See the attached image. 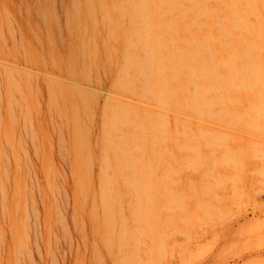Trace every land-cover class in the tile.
<instances>
[{"label": "rangeland", "instance_id": "obj_1", "mask_svg": "<svg viewBox=\"0 0 264 264\" xmlns=\"http://www.w3.org/2000/svg\"><path fill=\"white\" fill-rule=\"evenodd\" d=\"M123 5L0 0V264H264V0H176V46L257 74L162 102Z\"/></svg>", "mask_w": 264, "mask_h": 264}, {"label": "bare ground", "instance_id": "obj_2", "mask_svg": "<svg viewBox=\"0 0 264 264\" xmlns=\"http://www.w3.org/2000/svg\"><path fill=\"white\" fill-rule=\"evenodd\" d=\"M188 3H195L196 0H183ZM161 3L165 6V11L159 10L153 0H124L123 7H119V11L126 13L132 21L130 30L126 35L125 46L132 48L138 46L146 52L145 62L141 59H136L133 54L126 52L123 57L122 76L120 84L129 85L132 75L129 73L130 68L143 69L146 65L150 68L152 76L153 88L156 98L163 99L170 97L173 92V85L180 76V71L187 72L190 70L191 63H195L196 67L192 68V73L188 76V81L196 84V78L199 76L208 77L207 70L209 66L216 68L226 67L230 69V81L239 74L244 72L247 74L256 73L257 71L251 68V63L246 61L239 69L232 65L230 59L224 60L222 57H216L209 49H206L202 43L196 42L194 39H185V47L179 48L175 44V38L172 35L175 26L171 21L163 19L169 15L176 5V0H162ZM202 13V8L196 12L197 15ZM234 26H239L242 23L240 14H230L227 18ZM133 21L136 23L133 24ZM129 35L132 36L130 40ZM242 58L238 53L232 59ZM201 73V74H199ZM200 87L195 85L191 98V103L200 101ZM30 243V242H29ZM28 250V249H27Z\"/></svg>", "mask_w": 264, "mask_h": 264}]
</instances>
